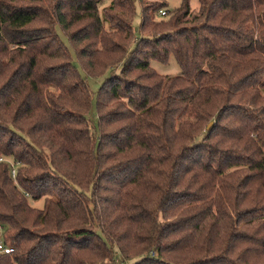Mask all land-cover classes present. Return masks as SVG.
I'll return each mask as SVG.
<instances>
[{
    "label": "trees",
    "instance_id": "16d2710c",
    "mask_svg": "<svg viewBox=\"0 0 264 264\" xmlns=\"http://www.w3.org/2000/svg\"><path fill=\"white\" fill-rule=\"evenodd\" d=\"M102 2L0 0V264H264V0Z\"/></svg>",
    "mask_w": 264,
    "mask_h": 264
},
{
    "label": "rangeland",
    "instance_id": "374dc122",
    "mask_svg": "<svg viewBox=\"0 0 264 264\" xmlns=\"http://www.w3.org/2000/svg\"><path fill=\"white\" fill-rule=\"evenodd\" d=\"M110 0H103L100 8H105L109 6ZM181 0H167V10H174L180 6ZM190 8L194 11L198 8V2L197 0H189ZM140 17V7L137 5V16L136 20H139ZM159 18L156 16L155 20H158ZM150 67L159 75L162 76H177L180 74V68L176 63L175 58L171 55L169 56L167 62L161 63L158 61H151ZM108 76V73L106 74ZM104 79V76L102 78L98 79H87L89 88L92 93H96L97 89L101 86V83ZM31 206L35 208L41 209L43 207V201H37V202H31ZM2 231L0 229V236Z\"/></svg>",
    "mask_w": 264,
    "mask_h": 264
},
{
    "label": "built area",
    "instance_id": "2783aa9c",
    "mask_svg": "<svg viewBox=\"0 0 264 264\" xmlns=\"http://www.w3.org/2000/svg\"><path fill=\"white\" fill-rule=\"evenodd\" d=\"M160 16H164L165 13L163 11L159 12ZM13 252V249L11 246L6 245L4 242H2L0 238V255H9Z\"/></svg>",
    "mask_w": 264,
    "mask_h": 264
},
{
    "label": "water",
    "instance_id": "95a60500",
    "mask_svg": "<svg viewBox=\"0 0 264 264\" xmlns=\"http://www.w3.org/2000/svg\"><path fill=\"white\" fill-rule=\"evenodd\" d=\"M211 123L207 126V130H209L211 128Z\"/></svg>",
    "mask_w": 264,
    "mask_h": 264
}]
</instances>
